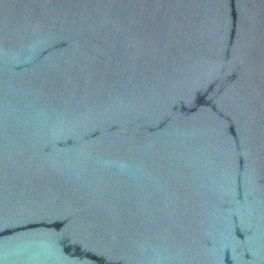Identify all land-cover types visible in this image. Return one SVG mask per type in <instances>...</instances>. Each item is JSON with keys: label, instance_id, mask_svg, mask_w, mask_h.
I'll use <instances>...</instances> for the list:
<instances>
[{"label": "water", "instance_id": "1", "mask_svg": "<svg viewBox=\"0 0 264 264\" xmlns=\"http://www.w3.org/2000/svg\"><path fill=\"white\" fill-rule=\"evenodd\" d=\"M0 264H264V0H0Z\"/></svg>", "mask_w": 264, "mask_h": 264}]
</instances>
